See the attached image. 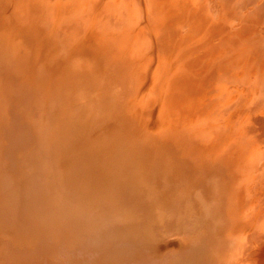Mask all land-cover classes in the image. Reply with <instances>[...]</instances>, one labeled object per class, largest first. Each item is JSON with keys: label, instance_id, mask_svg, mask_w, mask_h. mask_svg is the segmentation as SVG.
Masks as SVG:
<instances>
[{"label": "bare ground", "instance_id": "obj_1", "mask_svg": "<svg viewBox=\"0 0 264 264\" xmlns=\"http://www.w3.org/2000/svg\"><path fill=\"white\" fill-rule=\"evenodd\" d=\"M12 7H14V9L9 17L7 15L8 18L7 17L5 18V16L0 14L1 17L3 16V19L5 18L4 24H7L6 26H3L1 28L4 29L5 31L15 30L18 31V34L19 32L20 34H25L24 36L22 35L21 37L23 39H26V41H28L27 39H31L35 36L36 37L39 36L40 50L42 51L41 54L43 53L46 55V53L50 51L51 47H52L51 50L52 53L61 52V54L62 53L68 54L67 53L68 47L70 46L71 42H73L75 39H78L79 41L80 36H82L86 32L87 35L86 38L84 39L83 42L84 45L82 47L83 54L84 53L86 54L85 55L86 58L84 57V59L83 58L80 59L79 58L81 56L80 55L77 58H79V60H84V62L83 61L79 62L78 59L74 57L76 58L75 60H77V63H75L76 67L78 66L77 64L79 63V65L81 64L85 65V66L82 65V69L84 67L89 68L90 66V64H88L89 61H91V66H97V67L99 63L96 61L101 60V65H104L103 63L104 61L107 64L110 63L113 66V71L117 72V74L120 75V78L118 77V79H120L121 81L122 80L126 81V83H128L127 89H130V94L132 93V95H136L135 92L140 90V87L142 85L147 84L148 85L147 89L141 95H143L142 98L143 105L147 107L149 114L151 107L154 106L156 102L159 101L169 102L171 100L174 102V106L171 108V111L167 114L164 113V115H161L159 121H156L153 125L155 131L157 132L156 134H159L160 131L164 132L163 135H159V137L168 139V149L157 147L156 148L157 151L155 150L153 151L155 152V154H157L156 156L161 158V159L157 158V160H160L161 164L163 165L165 164V168H162L163 166L157 161L162 166L161 167L162 169L159 168L161 170V171L159 170V173L162 174L163 176L162 179H158V180H162L161 183L164 185V189H163L164 194H161L160 197L163 195L164 200L171 199V202L168 201L165 203L166 204L172 203V204H169L167 207L164 205L163 202H162L163 204L161 203V200H159L160 201L159 203L164 205V209L166 210V212H168L167 213L168 215L169 214L171 216L173 215L174 218L176 216L175 223L179 227H175V228H178L180 230V235L182 236V237L180 236V238L181 239L184 238L185 241L184 244L182 243V247L177 245L178 249L176 251L178 252L179 255L176 258H174L175 261H173V259H172L173 262L170 261L172 262L171 264H264V0H44L42 3L39 2L36 6H34V0H14ZM20 11L23 12L18 14ZM132 13L136 14V17L139 16L142 17V19H144V16L146 15V18L148 19V21H150V23L147 22V24L150 25V30H151L150 33L142 34L138 36H136L135 33L132 34L127 33V29L130 26L131 27L134 26L138 21L136 17L135 19L131 17L130 19L132 21L127 22V17L132 16ZM16 16L18 17L16 18ZM1 19L2 18H0V20ZM15 19L21 20V22L28 25L30 29H22V28L20 29L19 26H15L18 25L16 24V22H14ZM120 26H125V27H122L119 30H115L112 28V27H120ZM75 46L78 45L76 44ZM15 47H17V45H15ZM73 52L74 51H72V54H74ZM93 52L96 53L97 55L94 56ZM83 54L82 57L84 56ZM70 61H72V59L69 60V62ZM70 64L71 63H69V65ZM72 67L74 68V66ZM66 71L68 72V70ZM93 71L94 69H91V74L94 75ZM70 73L71 72L69 71L68 74ZM73 74L74 73H72V75ZM73 77L75 76L73 75ZM114 77L115 76H112V78L110 77L109 79L112 80ZM71 78L69 77V79ZM99 80L97 82H99ZM77 81H79V79H77ZM76 83L79 84L80 82H76ZM76 83H74V85ZM120 83L121 82L118 81V84ZM102 86L99 85L98 87L101 88ZM68 87H70V85H68ZM113 88H116V86ZM120 88H122V85L120 86ZM120 88L118 89V92L122 94ZM106 89H108V87ZM111 93L112 92H110V94ZM114 93L117 94V92ZM9 94H11L10 91ZM34 94L36 93L34 92ZM92 102L97 103V101L95 100ZM78 105L81 106L82 104L78 103ZM96 108L97 107H95L94 109ZM72 109L73 108H71V110ZM79 110H81V107ZM231 111L237 114L234 121L232 123L229 121L227 124H222L224 122V116H226V114L230 113ZM72 112L75 113V111L73 110ZM68 114H69V110H68ZM71 116L73 117V114ZM139 116L141 115H136L135 118H138ZM121 121L123 122V120H120V122ZM120 122L118 123V125L119 124L121 125ZM138 127L141 128V126ZM14 129L16 130L17 128ZM18 129L15 132L17 131L22 132V129L24 128H21L19 130ZM118 132L121 133L122 131L119 130ZM119 139L120 141H122L121 137H119ZM128 139L131 141L130 137ZM112 144L115 145L114 142ZM129 144L127 143L128 148H129L128 146ZM127 147L125 146V148ZM68 149L69 148L67 147V150ZM129 151L133 152L131 150ZM112 152L110 154L113 155L114 153ZM164 153L165 154L168 153V155H166L168 156L167 158L162 156ZM175 153L180 154L179 155L180 157H178V155ZM139 154L137 155V157L139 156L140 158ZM147 156L149 157L150 155ZM178 158L181 159L180 163ZM150 161L154 162L155 160H150ZM119 163L121 164L122 162ZM150 163L152 162H149V164ZM145 164L146 163L142 165ZM155 166L157 167L158 165L157 164L154 165V168L156 170ZM146 167L147 165L144 168ZM51 172L53 171L51 170ZM149 174L150 173H148V175ZM114 176L116 175L114 174ZM42 177H38V179ZM120 177L121 176H119L118 179ZM164 177H166V179H163ZM142 179L140 185L142 184V181L143 182L145 181V178ZM152 180L151 182H149V184L152 182L154 183V181ZM46 181L48 182V180ZM51 181L53 180L51 179ZM147 181L148 180H146V183ZM39 183L38 185L41 184ZM132 183L131 186L133 185ZM136 183L139 182L137 181ZM58 184H60V182ZM152 184L149 185L151 186L150 188H152ZM129 185L128 187L130 188ZM35 187L37 188V186ZM35 187H33L34 190ZM118 187L116 186L114 187L116 188V191ZM156 188L154 189L160 192V190H158V187ZM154 189L152 188V190ZM45 190L46 189H44V191ZM50 190L49 192H51ZM102 191L100 190V192ZM116 193L119 194V191ZM150 193L152 194L153 192ZM43 194L45 196V192H43ZM49 194L52 196V193H48L47 194L48 197ZM87 194H85V197ZM131 194L132 196H134L133 193ZM118 196L122 197V195H118ZM140 196L141 195H139L138 198H140ZM57 197L58 196H56V198ZM160 197L159 198L156 197V198L160 199ZM104 198L107 197L104 196ZM152 199L153 197L151 198V200ZM109 200L112 203L111 199ZM109 200H107L108 202H106L105 204L109 203ZM149 200H147V202H149ZM100 201L102 200L100 199ZM134 201L136 203V200ZM138 202L140 203L141 201L138 200ZM123 203H125V201ZM150 205H152L151 201H150ZM112 206H110V208ZM127 206L131 208V206L127 204L125 207L124 206L122 207L126 209ZM135 206H139V205L137 204ZM157 206H158V201H157ZM117 207L120 208V205ZM89 208L91 209L92 207ZM113 210L116 211L117 209L113 207ZM132 211H131V215L137 213L135 212L134 214H132L133 213ZM154 211H156L155 208ZM191 211L192 214L190 213ZM102 213L103 212H101V214ZM110 213L108 214L110 215ZM117 213L118 212L116 211V214ZM127 213H130V211H128ZM103 214L105 215L106 213L104 212ZM137 214L135 217H137ZM36 215H39V213H37ZM121 216L122 215H120L121 218L120 221H123ZM44 217L46 218L47 216ZM101 217H96V218H101ZM106 219L105 221L107 222ZM110 219H112V215ZM126 219H129V216ZM112 220L116 223L114 219ZM189 220L190 222L193 221L191 225L188 224ZM117 221L119 222V218ZM128 221H131V217L130 220ZM98 222H101V220ZM160 222L162 224L163 221ZM46 224H44L45 226L43 225L45 229L47 226ZM149 224H148L149 227L147 228L154 226L151 225L152 223ZM100 225L101 224H99V226ZM162 225L164 226L165 224L163 223ZM145 227H143V229ZM111 229H113L112 226L110 227V230ZM115 229H117V227H115ZM151 229L153 230V228ZM151 229L149 230L152 231ZM190 229L192 230L191 233L189 232ZM147 230L148 229L145 228L144 231ZM152 232L153 234H151V236L154 235V231ZM145 235H144L145 237L144 239L146 241L148 239L146 238L147 235L146 236ZM177 235L179 236L178 233ZM187 237L190 239V242L186 241L185 238ZM150 238L152 237H149V239ZM140 239L143 240V237ZM158 239L160 240V237ZM118 240H120V238ZM128 240H130V238H128ZM136 240L131 239V242L135 243L134 241ZM142 240L140 241L143 242ZM156 241L154 240V245L152 246L154 247L156 246L155 245ZM166 241L165 243H167ZM137 243L138 242H136V244ZM188 243L190 245H188ZM149 244L150 243H148V245ZM139 246L136 245V247ZM152 246H149V248H151ZM158 248H160L159 244L157 249ZM5 249L6 250L10 249L9 245L7 244L2 245V242H0V264H18V263L27 264L26 262L27 260H25L24 258L16 259V261L18 262H12V263H9V261L5 262L4 261ZM158 250L156 252H158ZM159 252L161 253V251ZM116 254H118V252ZM166 255L168 257L167 253ZM156 257L157 256H155V258ZM56 258L59 257L56 256ZM151 258L152 257L148 258L144 262V264H156L157 261L156 262H154L155 260L151 261L150 260ZM163 259L164 257H162V260ZM123 263L124 262H122V264Z\"/></svg>", "mask_w": 264, "mask_h": 264}, {"label": "rangeland", "instance_id": "obj_2", "mask_svg": "<svg viewBox=\"0 0 264 264\" xmlns=\"http://www.w3.org/2000/svg\"><path fill=\"white\" fill-rule=\"evenodd\" d=\"M13 1L14 0H0V14L5 16V18L7 17V15L9 17L12 14V11L14 9V7H12ZM43 1L44 0H34V6H36L39 2L42 3ZM22 12L23 11H20L18 14ZM1 15L0 18L2 19L0 20L1 21L0 30L2 31H0V61H1L0 62V85H1L0 86V242H2V245L7 244L10 247V249L4 250V257H5L4 261L5 262L9 261V263H12V262H18L16 261V259L24 258L25 260H27L26 261L27 264H103V263L110 264L111 262H112L111 264H119V263L122 264V262H124L123 264H144V262L148 258L152 257L150 260L151 261L155 260L154 262L157 261L156 264L157 263L165 264V262L166 264H171L173 261H175L174 258H176L179 255L178 252L176 251L178 249V246L182 247V243L184 244L185 241L184 238L183 239L180 238L181 236L180 230L178 228H175V227H179L175 223L176 216L174 218L173 215L172 216L170 214L168 215L167 214L168 212H166V210L164 209V205L168 207L169 204H172V203H168V204L165 203L168 201L171 202V199L164 200L163 195L160 197L161 194H164L163 192L164 185L161 183L162 180H158V179H162L163 177L162 174L159 173L160 170L159 168H161L162 166H163L162 168H165V164L163 165L160 163V160H157V158L158 159L161 158L156 156L157 154H155V152L153 151L154 150L157 151L156 150L157 147L168 149V139L159 137V135H163L164 132L160 131L159 134H156L157 132L155 131L153 125L156 121H159L161 115H164V113L167 114L171 111V108L174 106V102L172 100L169 102L166 101L156 102L154 106L151 107L149 114L147 107L143 105L142 102L143 95H141L147 89L148 87L147 84L142 85L140 87V90L135 92L136 95H132V93L130 94V89H127L128 83H126V81L123 80L121 81L120 79H118V77L120 78V75L117 74V72L113 71V66L110 63L107 64L104 60H103L104 65H101V60L96 61L100 65V66L98 65V67L91 66V61H89L88 64H90V66L89 68L84 67L83 68L84 72L82 69L83 64L80 63L81 65H79L78 63L77 64L78 68H77L75 66L77 60L75 59L80 55L81 56L79 58L84 59L86 55L85 53L83 54L82 51L83 49L82 47L84 45L83 42L87 35L86 32L82 36H80L79 38L80 42L78 41V39H75L73 42H71L70 46L68 47V52H67L68 54H64V53L61 54V52L60 53L53 52L54 53L53 54L51 52L52 50L51 47L50 51L45 55L43 53L41 54L42 51L40 50L39 36L38 37L35 36L31 39H27L28 41H26V39H23L21 37L22 35L24 36L25 34H20V32L18 34V31L15 30L5 31L1 27L6 26L7 24H4L5 18L3 19V16L1 17ZM17 17L18 16H16V18ZM131 17L135 19L136 14L132 13V16L127 17V22L132 21L130 19ZM136 18L138 21L134 26L132 27L130 26L127 29V33L128 34L135 33L136 36L150 33L151 32L150 25L147 24V22L150 23V21H148L146 15L144 16V19H142V17L140 16ZM14 22L18 24L15 26H19L20 29L21 28L30 29L28 25L21 22V20L19 19H15ZM122 27L125 26L112 27V28L115 30H119ZM12 31L14 32V34ZM76 44L78 46H75ZM15 45H17V47H15ZM72 51H74L73 52L74 54H72ZM80 53H82L84 56L82 57V54ZM93 55L95 56L97 54L93 52ZM70 58L72 59V61L69 62V60H71ZM79 58H77L79 62L80 61L84 62V60H79ZM69 63L71 64L74 63V64L69 65ZM72 66H74L75 69ZM73 69L75 72L73 71ZM91 69H94L93 71L94 75L91 74ZM66 70H68V72ZM69 71L71 72L70 74H68ZM72 73H74L73 75L75 77H73ZM112 76L115 77L112 80L109 79L110 77L112 78ZM69 77L70 78L73 77L71 78L72 81L71 79H69ZM77 79H79V81H77ZM98 80L100 84L99 82H97ZM118 81L124 83L118 84ZM76 82H80V83L78 84ZM74 83L76 84L74 85ZM68 85H70V87H68ZM97 85L98 86L103 85L104 87L102 86L101 88H99ZM121 85L122 88H120ZM115 86L116 88H113ZM107 87L108 89H106ZM119 88L121 89L122 94L118 92ZM9 91L11 94H9ZM34 92L36 94H34ZM110 92L112 93L110 94ZM114 92H117V94ZM89 95L92 98H90ZM94 100L97 101V103L95 102L96 104L92 102ZM78 103L79 104L81 103L82 105L80 106L78 105ZM69 106L73 108L72 110L75 111V113L72 112ZM79 106L81 107V110H79L80 109ZM95 107L97 108L94 109ZM68 110H69V114H68ZM72 114L73 117L71 116ZM136 115H141V116L135 118ZM236 116L237 114L231 111L230 113L226 114V116H224V122L222 124H227L229 121L232 123L236 118ZM120 120H123V122L122 121L120 122ZM132 121L133 123L135 122L134 123L135 126L132 123ZM119 122L121 123V125L120 124L118 125ZM137 125L141 126V128L138 127ZM14 128L17 129L24 128V129H22V132L20 131L15 132L17 129L15 130ZM119 130L122 132L121 133L118 132ZM117 134L119 135V137H121L122 141H120ZM125 135L126 137L127 136L128 137L126 138ZM129 137L131 141L128 139ZM111 139L114 141H112ZM126 140H128L129 142ZM113 142L115 143V145L112 144ZM127 143L128 144L130 143L128 145L130 149L127 147ZM125 146L127 148H125ZM67 147L70 150L69 149L67 150ZM138 147L140 150L138 149ZM143 148L146 149L144 150ZM128 149L133 152H130ZM111 152L114 154L113 155L110 154ZM138 154L140 155V158L139 156L137 157ZM147 155L150 156L148 157ZM166 155H168V153L166 154L164 153L162 156L167 158L168 156ZM177 155L178 157H180L179 156L180 154ZM150 160H155L156 162L158 161L162 166L158 162L156 163L154 161L158 165L157 167L155 166L156 167L155 170L154 165L156 164ZM180 160L181 159H179V163ZM140 161L142 162V164L144 163L146 164L142 165ZM114 162L117 164H115ZM119 162L122 163L120 164ZM149 162H152L150 163L151 165L149 164ZM146 165L147 167L144 168ZM51 170L53 172H51ZM152 171L153 173L155 172L154 173L155 175L152 173ZM113 173L117 177L114 176ZM148 173L150 174L148 175ZM151 173L154 176H152ZM47 175L49 176V178ZM118 175L121 176L119 179H118L119 177ZM36 176L38 177L43 176L44 178L42 177L38 179V177ZM128 177L130 181L133 180L132 181L133 183L128 180ZM166 177H164L163 179H166ZM140 178L141 179L145 178V181L144 182L142 181L141 185H140L141 182ZM51 179L53 181H51ZM46 180H48V182ZM146 180H148L147 183ZM151 180L154 181V183L152 182L154 185L152 183L149 184ZM137 181L139 183H136ZM32 182L35 184H33ZM59 182L60 184H58ZM38 183L40 185H38ZM131 183L133 184L132 186ZM151 184L153 189L158 187V190H160V192L156 190L157 188L152 190V188H150L151 186H149ZM128 185L130 186V188L128 187ZM136 185L137 186L140 185V186L137 187ZM35 186H37V188ZM115 186L116 187L119 186L118 187L119 189L117 188V191L116 188H114ZM33 187H35V190ZM44 189H46L47 191L46 190L44 191ZM48 189L51 192H49ZM100 190L101 191L103 190L104 192L103 191L100 192ZM42 191L45 192V196ZM115 191L116 192L119 191V194L116 193ZM150 192H153L152 193L153 195ZM48 193H52L53 197L50 194L48 197L47 195ZM131 193H133L135 197L132 196ZM85 194H87L86 197ZM118 195H122V197ZM139 195H141L140 198H138ZM56 196L58 197L56 198ZM104 196L107 198H104ZM151 196L153 197L152 200H151L152 198ZM156 197L158 198L160 197V199H157ZM99 198L102 201H100ZM106 199L107 200L111 199L113 204L110 202V200L109 203H107L108 205L105 204L106 202H108ZM118 199L120 203L118 202ZM126 199L127 200L129 199L130 201L129 200L127 201ZM134 200H136V203ZM138 200H140L141 202L139 203ZM147 200H149V202H147ZM159 200H161V203L163 202L164 205H162L163 203L162 204L159 203L160 202ZM124 201L127 205H130L132 209L128 206L125 209L124 207L126 206V204L123 203ZM150 201L152 205H150ZM157 201H158V206L160 207L157 206ZM137 204L140 207L135 206ZM109 205L112 207L110 208ZM119 205L120 208L117 207ZM89 207H92L91 208L92 210ZM103 207L104 208L106 207L107 210L106 208L104 209ZM113 207L117 209L116 210L118 212L117 214L116 211L113 210ZM150 207L152 210L150 209ZM154 208L156 209L157 213L156 211H154ZM125 210L127 212L130 211V213H127ZM147 210L149 211L150 214L148 213ZM131 211L133 212L132 214H134L135 212H137L138 214L135 213L134 215H131ZM101 212L103 213L105 212L107 215L106 214L104 215L103 213L101 214ZM37 213H39V215H36ZM108 213H110V215ZM190 213L192 214V211ZM119 214L122 215L121 217L123 221H120L121 218ZM136 214L137 217H135ZM42 215L47 217L45 218ZM103 215L106 217H104ZM111 215H112V219H114L116 223L112 219H110ZM115 215L119 218V222L117 221L118 218ZM128 216L129 219H126ZM149 216L153 220H151ZM162 216L165 219H163ZM96 217H101V218H96ZM103 217L105 219L109 218L106 219L108 223L105 221ZM130 217H131V221H128L130 220ZM99 219L101 220V222H98L100 221ZM190 220L189 222L187 221L189 225H191L193 222V221L190 222ZM48 221L51 222L49 223ZM157 221L159 222L163 221L162 224L164 223L165 225L163 226L161 222L159 223ZM147 223L148 224L152 223L151 225L154 226L147 228L149 227ZM44 224L47 225L46 229L44 227L45 226ZM99 224L101 225L99 226ZM108 225L110 227L111 226L113 227V229H111L112 231L114 230L113 232L110 230V227ZM114 226L117 227V229L118 228L121 229H118L117 232V229H115ZM102 227L104 230L102 229ZM143 227L148 229L147 230L148 232L144 231L145 228L143 229ZM151 228H153V230ZM158 228L161 230H159ZM44 229L45 230L48 229V230L45 231ZM149 229L154 231V235L156 234L157 235L151 236L153 232L150 231ZM109 231L111 234L109 233ZM191 231L192 230L190 229L189 232L191 233ZM176 232L179 234V236L177 235ZM107 233L109 236L107 235ZM148 234L149 237L152 238L149 239ZM144 235L148 240L145 241ZM173 235L175 238L173 237ZM139 237L140 238L143 237V240L140 239ZM159 237L160 240L158 239ZM188 237L185 239L186 241L190 242V239ZM119 238L120 240H118ZM128 238H130V240H128ZM131 239L132 240L137 239V240L134 241L135 243H133L131 242ZM140 240H142L143 242H141ZM154 240L155 241L157 240L155 245L158 247L159 244L160 247L158 248L159 250L157 249L156 246H155L156 248L152 246L154 245ZM159 241H161L162 243ZM165 241L167 243H165ZM136 242L138 243L136 244ZM132 243L135 245V247L136 245L137 246L140 245V246L135 248ZM148 243L150 244L148 245ZM188 245L190 244L188 243ZM149 246L152 247L149 248ZM142 247L146 249L144 250ZM156 249L158 250V252H156L157 251ZM11 250L14 252H12ZM159 251H161V253ZM117 252L118 254H116ZM166 253L168 254V257ZM35 255H37L38 257ZM56 256L59 258H56ZM155 256L157 257L155 258ZM162 257H164L163 260ZM102 259L103 261L105 259V261L103 262Z\"/></svg>", "mask_w": 264, "mask_h": 264}]
</instances>
